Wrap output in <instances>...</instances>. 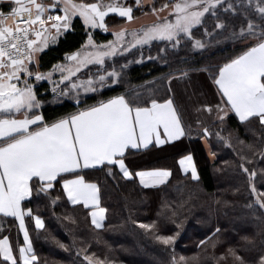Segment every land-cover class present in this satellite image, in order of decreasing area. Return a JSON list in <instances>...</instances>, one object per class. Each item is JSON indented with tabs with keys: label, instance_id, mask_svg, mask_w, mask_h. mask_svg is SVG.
<instances>
[{
	"label": "snow or ice",
	"instance_id": "6c2138e0",
	"mask_svg": "<svg viewBox=\"0 0 264 264\" xmlns=\"http://www.w3.org/2000/svg\"><path fill=\"white\" fill-rule=\"evenodd\" d=\"M3 6L4 0H0V214L19 221L24 242L18 245L16 255L8 236L0 238V264H39L25 215L34 220L36 229L46 226L31 207L23 206L26 198L47 199L56 206L62 195L66 196L71 205L88 210L95 229H102L107 209L101 206V186L87 178L86 170H104L112 179L138 177L144 187L165 185L172 176L170 168L135 170L126 160L132 150L192 136V123L185 118L187 108L177 99L173 82L190 79L193 72L207 73L211 81L208 86H214V94L220 97L215 104L193 105L198 114L194 121L199 126L197 135L204 140L215 137L235 153L238 159L224 164L235 165L246 176L251 199L244 207L250 210L247 215L256 222L257 232L242 235L243 244L229 245L219 255L203 248V255L198 251L177 258L174 246L182 222L175 219L177 210L169 202L161 204L157 215L172 219L175 233L163 234L156 220L133 223L172 249L171 264H208L209 257L212 264H264V168L249 167L257 157L264 160V0H163L159 7L156 0H7L9 10L4 11ZM136 11L143 16L150 13L154 19L131 26L139 20ZM110 14L120 22L110 26L106 19ZM77 17L85 28L84 42L66 51L63 60L50 69L41 70L40 54L71 29ZM96 29L111 33L113 38L98 42ZM220 39L238 42L242 50L216 65L191 60L193 52L203 55ZM154 42L164 46L159 47L156 57H145L143 50ZM133 49L141 52L139 60L127 59L125 54ZM121 58L125 63H120ZM144 59H157L167 69L153 78L152 82L159 85L156 90L131 86L127 79L128 66ZM42 81L52 86L54 99L74 100L75 110L46 119L38 111L45 103L37 90ZM121 85L128 86L103 96L102 90ZM159 89L163 95H157ZM89 93L101 98L83 104L82 94ZM202 113L214 117L215 131L200 118ZM230 114L238 121L235 129L226 127L233 118ZM249 133L251 138H244ZM178 163L184 173L190 170L191 178L199 181L190 152L181 155ZM57 183L62 186V195L54 196ZM230 203L216 199L221 207ZM62 219L77 223L70 212ZM220 232L217 226L212 233L216 239L206 237L198 247L208 243L216 249V234ZM52 239L59 248L70 250V245ZM238 248L255 255H241ZM81 252L87 264H123L89 253L86 247L78 249L77 255Z\"/></svg>",
	"mask_w": 264,
	"mask_h": 264
},
{
	"label": "trees",
	"instance_id": "16d2710c",
	"mask_svg": "<svg viewBox=\"0 0 264 264\" xmlns=\"http://www.w3.org/2000/svg\"><path fill=\"white\" fill-rule=\"evenodd\" d=\"M86 2H90V0H86ZM129 2H132V0H129ZM162 2L163 0H156L157 7ZM3 10H9L7 3H4ZM145 10L147 11V7ZM135 15L142 16L139 11H136ZM106 19L110 25L120 22V18L116 17L115 14ZM94 38L101 42L113 37L111 33H104L96 29L94 30ZM85 39L86 32L82 20L78 17L74 18L73 27L65 32L55 44L49 46L40 54L41 70H48L52 64L62 61L63 54L66 51L75 50ZM224 43H226L224 47L218 50L215 49V51L209 49L210 52L208 51L203 55L194 52L191 54V60L210 61L213 65H216V61L222 63L225 57L235 55L242 50L238 42L225 40ZM159 44L162 45L163 43L154 42L150 49L145 47L143 52L148 53L150 51V54L155 56L158 53ZM214 44L217 47L218 43ZM180 55L183 56L184 53L181 52ZM156 63L152 61L129 68L127 79L130 81L131 86L139 85L144 88L150 87L153 90L158 89L159 85L153 82L152 84L151 81L167 69L159 67ZM190 75H195L194 80L202 83V81H205L207 73L193 72ZM188 80L174 81L173 84L177 85V91L181 95L180 98L187 108L185 118L194 126L195 117L198 114L193 109L195 104H190L188 101ZM185 82L188 83L184 84ZM210 84L211 81L207 84L208 90L205 89L203 102H199V105L207 102L214 104L210 101L213 98L212 88L208 86ZM126 86L128 85L113 86L102 90L103 96L107 97L121 92ZM37 90L45 100L39 111L46 119L51 120L54 117L75 110L76 102L74 100L54 99L51 86L46 81L39 82ZM162 92L163 89H159L157 95H162ZM176 96L179 97L178 93ZM99 98H101L99 95L91 94L84 97L82 101L83 104H91ZM193 113L196 115H191ZM187 114L190 115L187 116ZM232 116L233 118L227 121L226 127L235 129L238 127V121L234 115ZM208 125L213 131L216 130L213 122H209ZM241 135L244 136L242 130ZM244 138L250 139L251 134L249 133ZM205 142L208 149H206ZM189 152L194 158L200 176L199 181L193 180L190 174L183 173L178 163L180 156ZM210 152H215L216 155L212 156ZM237 159L233 150L222 143H218L215 137L204 140L192 133L190 138L184 137L164 147H151L143 151H132V154L127 156L126 163L130 169L170 168L172 176L165 185L145 188L140 185L137 178L124 179L122 176H118L116 179H112L106 177L104 170H86L87 178L98 181L101 186V205L107 209L105 227L102 229H95L91 225L90 217L87 216L88 210L84 209L82 205L73 206L67 202L66 196L62 195V186L57 183L52 194L54 196L61 194L62 198L56 206H52L47 199H37L35 197L23 202V206L31 207L33 213L39 214L45 221V229H36L34 220L28 215L25 216V225L32 239L33 248L40 257L39 264H87L83 260L82 252L77 255V250L84 247L87 248L89 253L94 252L100 257L108 256L117 261H123V264H171L172 249L170 247L166 249V246L155 241L145 233V230L133 223L134 220L143 222L156 220L163 234L175 233L177 228L172 219L157 215L161 211V204L164 201L169 202L171 207L177 210L178 215L175 219L177 222H182L179 231L180 233L184 231L183 237L189 235V229L193 230L191 236H188V244H193L195 252L207 248L209 254L213 251L217 254L218 250L229 245L243 244L241 236L256 233L257 227L253 218L247 215L250 210L244 207L245 203L251 199L250 189L246 186V176L235 165L229 167L224 164V161H235ZM252 166L258 169L264 168V160L257 157L253 165H249V167ZM234 188H239V191L234 192ZM218 197L221 200L227 199L231 203L221 207L216 204ZM182 203L183 207L180 206ZM69 212L76 217L77 223L72 224L63 221V215ZM217 226L220 227L221 232L216 234L219 238L216 249H212L208 243L198 247L200 240L212 237V233ZM4 236H8L14 253L17 255L18 245H22L23 240L15 218L0 216V238ZM52 237L70 245V250L64 251L59 248ZM73 237H75L74 244ZM212 238L216 239V237ZM259 242L260 238L257 235V245H259ZM238 251L246 257L255 255L254 251L248 252L244 248H238ZM2 259L0 257V261ZM208 264H212L210 257L208 258Z\"/></svg>",
	"mask_w": 264,
	"mask_h": 264
},
{
	"label": "rangeland",
	"instance_id": "374dc122",
	"mask_svg": "<svg viewBox=\"0 0 264 264\" xmlns=\"http://www.w3.org/2000/svg\"><path fill=\"white\" fill-rule=\"evenodd\" d=\"M162 15H163V13H161ZM110 15H113V14H110ZM154 19V17L149 13V15L148 16H140L139 17V20H137V21H134L133 22V24L131 25V26H134V27H138L141 23H150L152 20ZM110 26H112V24L110 25ZM63 35V34H62ZM224 41L225 40H220V42L218 43V45H217V47H215L216 46V44H212V46L210 47V49H211V51H215V49L216 50H218V49H220V48H222V47H224L225 45H226V43H224ZM164 45L162 44H159V46H158V49H159V47H163ZM239 46H241L240 44H239ZM210 52V51H209ZM194 53V52H193ZM192 53V54H193ZM158 54V53H157ZM157 54L155 55V56H153L152 54H150V51H148V53H144L143 52V55L145 56V57H148V56H152V57H156L157 56ZM126 55V57H127V59H130V60H139V58H140V55H141V52L140 51H138V50H135V49H133L132 50V53L131 54H125ZM152 61H155V62H157L156 63V65H158L159 67H163L162 65H161V63H160V61L159 60H157V59H153V60H149V59H144L143 61H140V62H134V63H132V64H130L129 66H128V68L126 69V72L128 71V69L129 68H131V67H133L134 65H141V64H144V63H148V62H152ZM221 61H216V64L217 63H220ZM120 63L121 64H123V63H125V60L123 59V58H121L120 59ZM55 75H58V74H55ZM208 77V74H207V76H205V81L203 82L202 81V83H200V82H197L196 80H194V78H195V75H190V79L188 80V82H185L184 84H186V83H188V87H189V90H188V94H187V96H188V101L190 102V104L192 103V104H195L196 106L197 105H199L198 103L199 102H203L202 100H203V98H204V96H205V93H206V91H205V89H207L208 90V87H207V84H209L210 83V80L207 78ZM208 82V83H207ZM151 83H152V81H151ZM204 83V84H203ZM153 84V83H152ZM151 84V85H152ZM206 84V85H205ZM51 86V85H50ZM173 88H174V90H176V92H177V85H175V84H173ZM51 89H52V86H51ZM175 92V95H177V93ZM185 93H187L186 91H185ZM92 93H89V94H86V95H84V94H82V99L84 98V97H86V96H88V95H91ZM164 93L162 92V95H163ZM204 94V95H203ZM178 95H179V97H177V99L179 100V101H181L182 103H183V100H181V95H180V93H179V91H178ZM61 99H71V98H68V97H60ZM72 100V99H71ZM205 100V99H204ZM205 102V101H204ZM207 102V101H206ZM210 103V102H209ZM184 104V103H183ZM200 115V114H199ZM200 117H201V119L206 123V124H208L209 122H213L214 121V117H209L208 115H207V113H205V115H200ZM198 128H199V126L198 125H196V124H194V126L192 127V133L194 134V136H197V130H198ZM206 143V142H205ZM207 144V143H206ZM208 146V145H207ZM191 176V175H190ZM184 232V231H183ZM183 232H181L180 233V231H179V235L177 236V238H176V241H175V255L177 256V258L179 257V256H181V255H184V256H191L193 253H195V250L193 249V244H191V243H189L188 244V236L190 237L191 236V234L193 233V230L192 229H189V231H188V234L189 235H186L185 237H183ZM171 234H173V233H171ZM180 238V239H179ZM227 249V247L226 248H222V249H220V250H218V252H217V255H219L221 252H223V251H225ZM202 252V251H201ZM203 253V252H202Z\"/></svg>",
	"mask_w": 264,
	"mask_h": 264
},
{
	"label": "crops",
	"instance_id": "0c3cea01",
	"mask_svg": "<svg viewBox=\"0 0 264 264\" xmlns=\"http://www.w3.org/2000/svg\"><path fill=\"white\" fill-rule=\"evenodd\" d=\"M4 3H7V0H4ZM62 36V35H61ZM60 36V37H61ZM60 37H58L57 38V40L60 38ZM51 45H53V44H50L49 46H51ZM46 50V49H45ZM212 88V94H213V98H211L210 99V101H212L214 104L215 103H217V102H219V100H220V97L218 96V95H215L214 94V86L213 87H211ZM176 92V91H175ZM176 93H178V91L176 92ZM207 103H209V102H207ZM211 103V102H210ZM40 110V109H39ZM38 110V111H39ZM41 112V111H40ZM195 112V111H194ZM187 113V112H186ZM196 113V112H195ZM195 113H193V114H191V115H196ZM190 115V114H189ZM188 114H187V116H189ZM200 115H205V113H202V114H200ZM230 115H233V114H230ZM191 118V117H190ZM182 138H184V137H181L179 140H181ZM179 140H177V141H179ZM177 141H172V142H169V143H165V144H163V145H160V146H157V147H164V146H166V145H168V144H172V143H174V142H177ZM205 146H206V149H208V146H207V144H205ZM151 147H153V146H150L149 148H151ZM148 148V149H149ZM143 150H147V149H140V150H132V151H143ZM193 162H194V164H195V161H194V158H193ZM196 165V164H195ZM198 171V170H197ZM183 172V171H182ZM184 173V172H183ZM186 174V173H185ZM187 174H190V170H189V173H187ZM191 175V174H190ZM170 178V177H169ZM137 179H138V181H139V178L137 177ZM143 186V185H142ZM161 186V185H160ZM144 187V186H143ZM151 187H159V186H148V187H145V188H151ZM27 199H29V198H26V200ZM70 204V203H69ZM71 205V204H70ZM102 206V205H101ZM27 215V214H26ZM25 215V216H26ZM0 216H3L2 214H0ZM14 218V217H13ZM90 220H91V218H90ZM105 220H106V213H105ZM105 220L103 221V223L105 224ZM17 223H18V227H19V221L17 220ZM35 223V222H34ZM26 226V225H25ZM19 232L21 233V235H22V240H23V242H24V237H23V232L20 230V228H19ZM9 243L11 244V242H10V239H9ZM12 245V244H11ZM14 251V250H13ZM16 254V253H15ZM17 255H18V253H17Z\"/></svg>",
	"mask_w": 264,
	"mask_h": 264
}]
</instances>
